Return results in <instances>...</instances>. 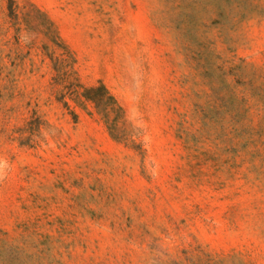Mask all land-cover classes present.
Masks as SVG:
<instances>
[{"label":"rangeland","instance_id":"1","mask_svg":"<svg viewBox=\"0 0 264 264\" xmlns=\"http://www.w3.org/2000/svg\"><path fill=\"white\" fill-rule=\"evenodd\" d=\"M0 264H264V0H0Z\"/></svg>","mask_w":264,"mask_h":264},{"label":"trees","instance_id":"2","mask_svg":"<svg viewBox=\"0 0 264 264\" xmlns=\"http://www.w3.org/2000/svg\"><path fill=\"white\" fill-rule=\"evenodd\" d=\"M9 1V6L12 0ZM56 64V70L60 72L62 78H67L69 75V65L62 67V61L54 59ZM81 96L93 103L97 113L101 116L102 120L106 124L110 135L114 139L120 140L124 130L120 128L119 120L123 118V108L117 102L116 98L108 91L103 83L97 85H91L83 87Z\"/></svg>","mask_w":264,"mask_h":264}]
</instances>
